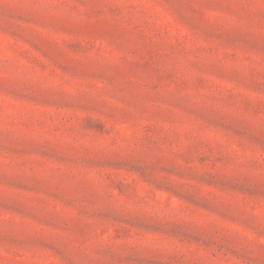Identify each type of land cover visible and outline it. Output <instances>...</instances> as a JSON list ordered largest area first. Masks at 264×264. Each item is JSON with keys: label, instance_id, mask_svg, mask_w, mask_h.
<instances>
[{"label": "rangeland", "instance_id": "rangeland-1", "mask_svg": "<svg viewBox=\"0 0 264 264\" xmlns=\"http://www.w3.org/2000/svg\"><path fill=\"white\" fill-rule=\"evenodd\" d=\"M0 264H264V0H0Z\"/></svg>", "mask_w": 264, "mask_h": 264}]
</instances>
